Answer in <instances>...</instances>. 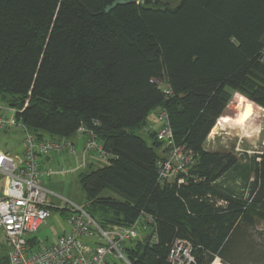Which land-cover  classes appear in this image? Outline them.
<instances>
[{"label": "trees", "instance_id": "16d2710c", "mask_svg": "<svg viewBox=\"0 0 264 264\" xmlns=\"http://www.w3.org/2000/svg\"><path fill=\"white\" fill-rule=\"evenodd\" d=\"M80 1L0 0V101L39 137L94 129L109 157L78 176L85 210L101 228L153 220L113 264H169L176 238L192 264H264V139L259 161L203 147L230 91L264 109V0ZM159 107L195 153L179 185L157 181L166 147L146 122Z\"/></svg>", "mask_w": 264, "mask_h": 264}, {"label": "built area", "instance_id": "2783aa9c", "mask_svg": "<svg viewBox=\"0 0 264 264\" xmlns=\"http://www.w3.org/2000/svg\"><path fill=\"white\" fill-rule=\"evenodd\" d=\"M264 59V52L261 56ZM162 85L167 96L170 88ZM16 110L0 114V132L10 128H21L24 132L22 152L14 155L0 150V175L3 184L0 188V235L8 253V264H113L115 261L128 262L124 256V246L136 239L148 225L153 223L150 216L139 217L129 226L113 225L101 228L84 206L72 204L66 200L54 207L48 191L41 185L42 177L63 175L68 170L44 167L41 158L52 152L66 151L73 156L75 166L69 171L83 169L87 157L97 156L105 160L109 154L97 140L92 127L80 125L75 135L84 139L81 149L66 138L39 137L30 131L15 117ZM153 123L157 124L156 138L164 143L166 151L157 162V181L159 184L176 180L184 182L180 174H187L194 163L195 153L184 144H178L173 138L169 117L164 107H159ZM96 122H93V126ZM153 125V124H152ZM153 128V126H152ZM70 204V203H69ZM224 204V201H217ZM69 212L67 224L69 230L56 237L49 245L37 246L36 240L30 242L33 233L50 216L51 209ZM169 264H192V247L186 239L176 238L169 247Z\"/></svg>", "mask_w": 264, "mask_h": 264}, {"label": "rangeland", "instance_id": "374dc122", "mask_svg": "<svg viewBox=\"0 0 264 264\" xmlns=\"http://www.w3.org/2000/svg\"><path fill=\"white\" fill-rule=\"evenodd\" d=\"M178 2L179 0H163L162 5L174 7ZM230 93V101L228 102L222 117L217 120L213 131L208 134L203 147L206 150L232 153L241 163L246 161V155L250 157L254 156L259 161V155L261 153V147L264 139V109L247 99L238 91L232 90ZM3 113L7 114L9 112L0 110V114ZM247 116L248 119H245L242 124L237 121H231V119H244ZM148 119H153L154 122V110L150 112ZM154 124L155 123H153V125ZM155 125L156 126L154 127L156 129L157 124ZM44 135L47 137V134ZM23 136L24 132L21 128H10L1 131L0 146L3 149L10 150L11 152L20 153L23 148L21 146ZM143 136L147 141H149V138L145 133H143ZM58 155L59 156L57 157L53 168L60 169L63 167L68 171L63 175L55 174L50 177H42L41 185L48 191L49 198L51 199L54 207H59L60 202L63 199L70 203H66L68 207L72 204L84 206V195L78 181L79 174L81 172H89L102 167L107 163V161L99 159L97 156L96 158L95 156L90 155L87 157L86 167L76 171H69L75 166L73 156L66 151H62L60 154L58 153ZM91 158H93V160L89 163ZM42 161L43 158H41V162ZM238 178L240 177H238L237 174L229 173L225 180H227L231 185L240 187L239 184L241 181ZM2 183L3 176L0 177V186ZM54 207L50 210V216L32 235V238H36L37 246L52 244L55 242L57 234H61L68 229L67 218L69 212L67 210L56 209ZM258 231H264V222L258 223ZM6 253L7 248L4 244L3 237L0 235V259H3ZM0 261L1 263L3 262V260ZM218 262L221 263L219 260Z\"/></svg>", "mask_w": 264, "mask_h": 264}, {"label": "crops", "instance_id": "0c3cea01", "mask_svg": "<svg viewBox=\"0 0 264 264\" xmlns=\"http://www.w3.org/2000/svg\"><path fill=\"white\" fill-rule=\"evenodd\" d=\"M1 102V101H0ZM3 105V106H2ZM9 109H10V107H7L3 102H1V105H0V110H3V111H6V112H9ZM155 111V114H156V112H157V109H155L154 110ZM148 125L147 126H149V128H152V126H153V129L155 128L154 126H156L155 124L154 125H152L153 124V119H148V117H147V122H146ZM143 131L145 132V130L143 129ZM43 137H46L44 134H43ZM70 137H72V138H70ZM47 138H52V137H50V136H48L47 135ZM53 138H57V137H53ZM66 139L67 140H69L70 142H72V143H74V145L78 148V149H81L82 147H83V144H84V139L83 138H79L77 135H75V134H73V135H71V136H69V137H66ZM21 146H22V140H21ZM23 147V146H22ZM0 150L1 151H4V152H9V153H11V154H14V155H19V154H21V152H22V150H21V152L20 153H16V152H11L10 150H6V149H3L1 146H0ZM58 153L60 154V152H52V153H50V154H48L47 156H45L44 158H43V161H42V165H44L45 167H47V168H51V169H54L53 168V165H54V163H55V161H56V159H57V157L59 156L58 155ZM94 158V157H93ZM93 158H91L90 160H89V163H91L92 162V160H93ZM97 158V157H96ZM54 170H56V169H54ZM2 175H0V177H1ZM3 184V183H2ZM2 186V185H1ZM1 186H0V188H1ZM68 225V224H67ZM69 230V226H68V229H67V231ZM67 231H65V232H67ZM64 233V232H63ZM62 234V233H61ZM59 234H57V236H58ZM35 240H36V238H34Z\"/></svg>", "mask_w": 264, "mask_h": 264}, {"label": "water", "instance_id": "95a60500", "mask_svg": "<svg viewBox=\"0 0 264 264\" xmlns=\"http://www.w3.org/2000/svg\"><path fill=\"white\" fill-rule=\"evenodd\" d=\"M79 4L80 5H83V3L78 0ZM132 0H114L111 2V4L107 5L105 8H104V12H109L110 10H112L113 8H115L117 5H121V4H127V3H131ZM223 264V263H222Z\"/></svg>", "mask_w": 264, "mask_h": 264}, {"label": "bare ground", "instance_id": "6f19581e", "mask_svg": "<svg viewBox=\"0 0 264 264\" xmlns=\"http://www.w3.org/2000/svg\"><path fill=\"white\" fill-rule=\"evenodd\" d=\"M254 117V116H253ZM250 123V122H249ZM259 130V129H258ZM248 132V131H247Z\"/></svg>", "mask_w": 264, "mask_h": 264}]
</instances>
